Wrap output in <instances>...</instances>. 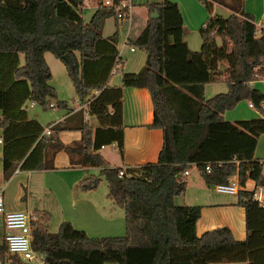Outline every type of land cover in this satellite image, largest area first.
<instances>
[{
  "label": "trees",
  "instance_id": "obj_1",
  "mask_svg": "<svg viewBox=\"0 0 264 264\" xmlns=\"http://www.w3.org/2000/svg\"><path fill=\"white\" fill-rule=\"evenodd\" d=\"M202 3L209 14L198 28L199 48L191 50L181 37L177 4L144 1L147 16L128 38L130 44L145 50L144 62L135 71H122L120 83L110 85L117 31L102 37L100 29L105 17L115 18L113 6H97L84 22L80 0H0L3 177L16 166L51 168L55 151L63 149L72 162L99 167L98 175L89 173L79 180V188L95 189L102 175L106 196L123 211L122 234L89 236L68 220L49 231V213L33 209L38 220L31 229V244L46 264H103L108 260L119 264H264V207L252 199L250 189L239 188L235 198L244 209L242 239L233 238L225 225L196 234L200 206L174 203V196L186 186L180 172L191 162L208 186L225 182L232 173L241 187L247 179L264 182L262 166L253 156L256 137L264 133V92L252 84L264 78V29L257 30L245 12L211 14L210 3ZM44 51L63 61L77 100L84 104L62 121L48 123L47 133L22 107L26 99L43 107L48 97L56 99L48 83ZM63 53L69 54L71 65L61 58ZM219 79L226 82V89L204 97L203 84ZM123 86L147 89L152 105V121L147 126L160 128L162 141L154 162L124 166L123 174L117 175L120 166H106L98 148L114 142L122 150ZM242 99L263 116L224 119V110ZM55 103L66 109L64 100ZM84 112L96 118V126L88 123ZM70 119L75 122L68 124ZM68 128L79 130L80 137L64 144L57 133ZM5 258L9 264H26L0 252V262Z\"/></svg>",
  "mask_w": 264,
  "mask_h": 264
},
{
  "label": "crops",
  "instance_id": "obj_2",
  "mask_svg": "<svg viewBox=\"0 0 264 264\" xmlns=\"http://www.w3.org/2000/svg\"><path fill=\"white\" fill-rule=\"evenodd\" d=\"M144 1L146 0H130L131 20L128 29L126 21L118 22L112 16L113 30L115 27L120 28V37H118L117 34L116 47L119 46V42L123 36H125L126 29L128 37L136 33V30H134L133 33L130 31L132 20L141 19L142 23L140 26L143 24L147 16V9L143 4ZM172 1L177 4L181 15V37L186 44H188V35L198 32V28L203 24L209 12L202 3V0ZM206 1L211 5V14L214 13L226 16L230 12L238 15H240L241 12H245L251 15L256 27L257 24L264 27V7L262 0ZM93 9L92 7V11ZM107 17H105L103 21H105ZM129 51L133 52L134 48ZM123 62H126V59L120 54V66ZM135 62L140 64V67L144 62V54H137ZM257 82L264 84V78L258 77L252 81V84L254 85ZM241 101L243 102L245 100L242 99ZM73 102L74 103H72L70 107L66 105L65 112L47 120L45 125H42V120L37 113L29 115L26 112V114L28 118H33L38 121V123L43 126V132L47 133L48 128L46 131V127L48 123L62 121L78 108H84V104L79 103L77 99L73 100ZM245 102L247 107H253L255 109L253 112L257 117L263 116L253 105L249 106L247 100ZM33 103L34 102L30 101V105ZM237 103L233 109L235 110L236 116H240V119L246 116L247 111L243 108H237ZM52 107H54V104H52ZM84 118L92 127L97 125V120L93 115L84 112ZM224 118L235 120L230 119V117ZM151 121L152 105L147 89L142 86H123L121 95L122 150L119 152L114 145L110 146L112 150L106 149L105 144L100 146L98 152L104 158L105 165L122 167L136 166L145 162H154L161 146L162 132L158 127H148L147 125ZM66 122L68 124H73L75 120L70 119ZM57 135L60 141L65 144L78 140L80 132L75 128H68L59 130ZM116 151L118 152L116 153ZM253 156L258 159H264V133H259L256 137ZM72 158L75 159L76 155L72 154ZM15 168H17L16 171ZM15 168L7 178L2 179L3 181L0 188L4 189L5 184L10 179L17 175H21L25 184L23 186L24 193L20 197V200H23L25 207H27V203L30 204V197L35 198V195L40 196L41 199L39 201H36L34 204L32 203L31 210H46L50 216L52 212V218L55 214V220L58 223L61 220H68L74 227L82 229L89 236L120 235L123 233L124 224L122 208L106 196L107 189L99 191L97 187L89 190H81L79 188V180L89 173L97 171L99 169L98 166L80 165L79 163L72 162L63 149H58L53 155L51 168L28 170L19 169L17 166ZM185 169H187V174L183 175L186 181L185 189L181 194L174 197L178 199L176 202L177 204H198L200 206L199 215L195 221V233L200 234L206 229L225 225L230 229L233 238H244V209L235 202L236 194L220 195L214 193L211 189L208 190L207 194L203 185H205V187L208 185L204 183L202 177L199 175L195 164H188ZM193 169H195L194 172L192 171ZM262 172L264 174L263 168ZM0 176H2L1 162ZM244 185L246 189H250L254 185V182L247 179ZM20 205L21 202H13L12 205L6 203L5 208L16 209L20 208ZM11 206L12 208H10ZM235 263L236 262L216 261L209 262L208 264Z\"/></svg>",
  "mask_w": 264,
  "mask_h": 264
},
{
  "label": "rangeland",
  "instance_id": "obj_3",
  "mask_svg": "<svg viewBox=\"0 0 264 264\" xmlns=\"http://www.w3.org/2000/svg\"><path fill=\"white\" fill-rule=\"evenodd\" d=\"M91 13H92V7H82V10L80 13L82 20L84 22L87 21L91 15ZM103 22H104V24H103ZM103 22L101 25L100 34L102 37H106L113 30L112 16H108L106 18V20ZM141 23H142L141 19H137L135 21L132 20V24L130 25L131 33H133L134 30L137 31V29L140 27ZM115 29L117 31L118 37H120V34H119L120 28L115 27ZM188 37H189L188 38V44H187L188 47L191 50H197L199 48V43H200V37H199L198 32H195L194 34L191 33L188 35ZM216 42L218 44L220 43V39L218 37H216ZM132 46L134 48L133 52L129 51L127 46L123 47V49L120 51L121 56L126 59V62H123L121 64V66L119 65L117 71L109 76L108 82L110 85H112V84L118 85L120 83L119 82L120 81V74L122 71H130V70L135 71V70L139 69L140 64L135 62V58H136L137 54H144V56H145V50L141 47H137L134 45H132ZM75 55H76V57L78 56L77 52H75ZM43 57H44L47 65L49 67V70H50V78L48 80V83L53 86L56 99L64 100L67 107H70L72 105V103H74L73 100H76L77 97H76L75 91L73 89L72 83L67 76L65 65H64L63 61L60 60L59 58L55 57L49 51H44ZM20 59H21V57H20ZM221 64H223V63H221ZM223 65L225 66V63ZM254 85L260 91L264 92V84L263 83L257 82ZM225 89H226V82L223 79H219L217 81L204 83L202 93H203L204 97H209V96L213 95L215 92L224 91ZM56 99L52 98V97L47 98V103L51 102L52 104H54V107H49L47 105H45L43 107L37 103H33L32 105H30V101L28 99H26L24 101V103L22 104V107L26 110L27 114H29V115H32L33 113H37V115H39V117L42 120V125H45L47 120L52 119L53 117H56L57 115L66 111V109L64 107L56 105V103H55ZM243 100H245V99H243ZM245 101L242 102L241 100H239L237 103L238 104L237 108L238 107L243 108L245 111H247L246 116H244L243 118L257 117L256 114L253 112V110H255V109L253 107H247ZM234 106L224 110V112L222 113V115L224 114L223 118L224 117H230V119H239L240 116H236L235 110L233 109ZM224 119H226V118H224ZM105 145H106V147H105L106 149L112 150L110 147L111 145H109V144H105ZM117 152L118 151H116V153ZM194 170L195 169H193L192 171L194 172ZM93 174L98 175L99 171L98 170L94 171ZM99 178L100 179H99V182L97 184V190H99V191L106 190L107 189L106 180L104 179V177L102 175H99ZM2 179H5L3 177V175L0 176V185L2 184V181H3ZM19 179H21V180H19ZM24 184H25L24 179L21 177V175H17L16 177H13L12 179H10L5 184L4 189H3L4 206L6 205V203H10L12 205L13 202H21L20 208H16V209L31 210L32 203L34 204V203H36V201H39L41 199L40 196H36V195H35V198L30 197V204L27 203V207H25L23 200H20V197L24 193V188H23ZM207 187H205V185H203V188L206 189V193L208 194V190L211 189V185L207 186ZM174 198H175L174 203H176L178 201V199H177V197H174ZM10 208H12V206ZM13 208H15V207H13ZM57 225H58V222H56V220H55V214L53 215V218H52V212H51V216L49 217V220L46 222V228L49 231H54L57 228ZM0 233H1V227H0ZM0 264H9V260H7L5 258L2 262H0ZM104 264H119V263H117L115 261H109L108 260V261H105Z\"/></svg>",
  "mask_w": 264,
  "mask_h": 264
},
{
  "label": "built area",
  "instance_id": "obj_4",
  "mask_svg": "<svg viewBox=\"0 0 264 264\" xmlns=\"http://www.w3.org/2000/svg\"><path fill=\"white\" fill-rule=\"evenodd\" d=\"M82 7H93L110 5L113 6L115 19L118 22L126 21L127 29L131 20V3L130 0H118L113 3L112 0H80ZM127 29L125 36L119 42V46L116 47V56L109 70V76L115 73L120 65V51L123 47L127 46L129 50L133 49L132 44L128 41ZM264 29L260 24H257V30ZM264 66V63L262 64ZM33 102V101H31ZM248 105L252 104L248 102ZM47 106L52 107V103H47ZM47 131V128H46ZM114 145L118 150V147L114 142L109 143ZM102 146V145H101ZM262 168L264 169V159H258ZM189 164H194L193 162ZM123 167L117 170V175L123 174ZM205 170H209V166H204ZM17 168H15V171ZM181 175L187 174V169H183L180 172ZM239 188H245V185L241 187L237 181L236 173H232L226 178L225 182L214 183L211 185V189L214 193L220 195H234ZM251 197L257 204L264 207V182L261 184H255L250 188ZM38 220V216L33 210L28 209H6L3 201V189L0 188V243L3 245L0 247V252L6 254H12L19 257L26 264H46L44 256L37 252L31 244V229L34 226V222Z\"/></svg>",
  "mask_w": 264,
  "mask_h": 264
},
{
  "label": "water",
  "instance_id": "obj_5",
  "mask_svg": "<svg viewBox=\"0 0 264 264\" xmlns=\"http://www.w3.org/2000/svg\"><path fill=\"white\" fill-rule=\"evenodd\" d=\"M151 17H154L155 16V12H151L150 14ZM61 58L68 64V65H71L72 64V60H71V57L69 56L68 53H63L61 55ZM223 69V66H220V70Z\"/></svg>",
  "mask_w": 264,
  "mask_h": 264
}]
</instances>
